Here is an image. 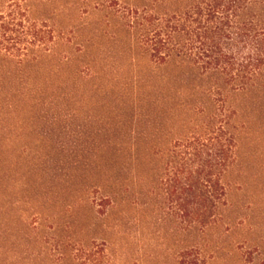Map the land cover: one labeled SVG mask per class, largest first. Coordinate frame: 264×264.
I'll list each match as a JSON object with an SVG mask.
<instances>
[{
	"label": "rangeland",
	"instance_id": "rangeland-1",
	"mask_svg": "<svg viewBox=\"0 0 264 264\" xmlns=\"http://www.w3.org/2000/svg\"><path fill=\"white\" fill-rule=\"evenodd\" d=\"M22 1L54 40L0 58V264H264V74L236 93L152 63L123 11L154 0ZM221 125L226 205L191 224L166 193L174 145Z\"/></svg>",
	"mask_w": 264,
	"mask_h": 264
},
{
	"label": "trees",
	"instance_id": "trees-1",
	"mask_svg": "<svg viewBox=\"0 0 264 264\" xmlns=\"http://www.w3.org/2000/svg\"><path fill=\"white\" fill-rule=\"evenodd\" d=\"M128 27L155 65L181 64L215 73L236 93L258 87L264 74V0H154L124 7ZM54 40L31 19L22 0L0 11V58L25 64L33 50ZM174 173L166 183L170 204L191 224L206 226L226 205L222 177L236 160V143L224 126L174 145Z\"/></svg>",
	"mask_w": 264,
	"mask_h": 264
}]
</instances>
